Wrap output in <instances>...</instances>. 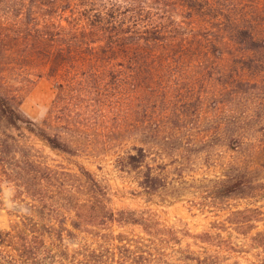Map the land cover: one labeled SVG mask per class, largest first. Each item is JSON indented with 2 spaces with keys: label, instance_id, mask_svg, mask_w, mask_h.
I'll return each instance as SVG.
<instances>
[{
  "label": "rangeland",
  "instance_id": "obj_1",
  "mask_svg": "<svg viewBox=\"0 0 264 264\" xmlns=\"http://www.w3.org/2000/svg\"><path fill=\"white\" fill-rule=\"evenodd\" d=\"M41 1L43 12L79 31L56 55L0 64V89L78 152L29 136L35 153L90 170L111 208L135 209L144 223L96 217L79 228L60 218L38 232L45 242L26 251L24 264H259L249 236L264 229V214L243 228L228 217L264 211V200H214L207 186L230 165L264 180V0ZM108 35L109 48L88 46ZM134 145L161 173L155 194L116 167ZM3 200L2 228L37 220L14 182L3 183ZM1 249L23 261L20 251Z\"/></svg>",
  "mask_w": 264,
  "mask_h": 264
},
{
  "label": "trees",
  "instance_id": "obj_2",
  "mask_svg": "<svg viewBox=\"0 0 264 264\" xmlns=\"http://www.w3.org/2000/svg\"><path fill=\"white\" fill-rule=\"evenodd\" d=\"M42 4L41 0H0V64L19 60L20 56L27 59L28 55L35 54L56 55V51L64 48L62 41L66 40L68 34L78 33L79 23L76 27L68 28L64 18L58 19L57 16L43 12ZM68 21L72 22L70 19ZM108 38L111 39V36L101 39L102 44L95 46V42H91L88 46L94 47L96 52L103 47L109 48L113 39L108 45ZM144 44L147 43L141 42L140 46ZM78 46L76 44L74 47ZM143 56L145 53L140 52L139 57ZM54 128L28 116L21 109L15 94L0 89V209L4 204L3 183L9 181L14 182L24 197L30 199L27 203L31 212L37 216L35 222L24 221L23 226L15 228V232L0 225V256H4L0 264H24L26 251L30 248L34 252L45 242V236L38 232L46 231L45 228L51 222H62L60 218L71 221L79 228L91 224V219L96 221V217L120 224L144 223L136 216L135 209L111 208L109 191L98 185L90 170L81 169L82 166L77 165L79 171L73 172L63 165H51L45 157L35 153V145L29 141V136L39 138L59 153H78L70 141L63 137V132H57ZM116 164L118 169L133 173L138 185L150 195L155 194L164 184L160 180L161 173L148 161L145 146L134 145L117 157ZM252 171L244 166L230 165L223 171V176L208 182V197L214 200L234 196L264 200V180L253 176ZM77 176L85 179L75 180ZM263 214L260 207H249L235 210L228 220L243 228L247 223L259 220ZM236 215L239 216L237 221ZM82 219L86 220L84 224ZM35 224L39 226L37 229L30 227ZM249 239L251 247L260 252L259 264H264V229L252 234ZM1 246L8 251H20V259L23 258V261L16 260L14 255L3 251Z\"/></svg>",
  "mask_w": 264,
  "mask_h": 264
}]
</instances>
